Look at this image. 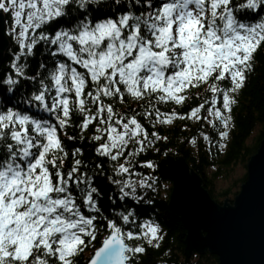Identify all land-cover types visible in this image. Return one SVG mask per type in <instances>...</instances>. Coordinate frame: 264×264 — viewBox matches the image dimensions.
Here are the masks:
<instances>
[{
  "label": "snow or ice",
  "instance_id": "snow-or-ice-1",
  "mask_svg": "<svg viewBox=\"0 0 264 264\" xmlns=\"http://www.w3.org/2000/svg\"><path fill=\"white\" fill-rule=\"evenodd\" d=\"M0 13L14 45L0 69V264H76L89 246L84 264H140L165 234L141 214L156 180L136 167L156 164L138 158L177 119H203L209 151L226 148L264 0H0ZM86 140L98 160L82 159ZM97 177L112 185L107 215Z\"/></svg>",
  "mask_w": 264,
  "mask_h": 264
},
{
  "label": "trees",
  "instance_id": "trees-1",
  "mask_svg": "<svg viewBox=\"0 0 264 264\" xmlns=\"http://www.w3.org/2000/svg\"><path fill=\"white\" fill-rule=\"evenodd\" d=\"M6 15L7 30L11 27L10 14ZM9 39V48L14 47L13 42ZM8 51L5 52L4 61L0 65V69L9 59ZM33 63H35L33 61ZM204 94L203 88L198 89ZM207 95H210L207 94ZM237 103L232 108L233 126L230 129L227 146L223 151H217L216 147H212L209 151V144L200 137L199 133H207L211 140L215 142L218 139L216 132L208 126L203 119L199 122L195 120H175L172 125L157 126L155 129L162 136H167L166 141H159L156 149L147 153H141L139 160H152L156 167L154 169L141 168L137 165L136 170L143 175L151 174L156 180V192L148 191L146 199H152L155 207L151 205H142V216L148 218L155 212L156 219L160 222L164 230V239L160 243V247H146L144 254H139L140 264H218V257L205 252L204 254L194 253L191 257L185 255V237L186 230L183 223L178 217L172 214L169 208V198L172 190V181L163 179L159 176L157 169L158 163L167 155L183 156L194 170L203 178L204 187L210 192L212 197L219 203L226 200L233 202L236 195L240 192L241 185L248 179L247 164L250 158L257 152L262 140L264 139V43L254 53V71L248 76L244 87L235 97ZM199 100H193L183 106L169 104L162 111H168L176 108L177 111L186 112L190 105L199 103ZM135 107V105H132ZM202 110L201 115H206ZM73 122L78 123L76 117ZM149 131H152L150 126ZM78 130L69 129L68 134L73 135ZM88 135H91V128ZM197 138L195 145L189 143L192 137ZM69 150L78 146L71 142L65 141ZM95 145L90 144L87 140L84 142L85 153L82 159L86 162L98 160L94 152L88 150ZM71 163V157L66 162ZM106 175L109 174L105 165ZM239 170L241 172L239 173ZM96 185L104 193V198L100 200L101 206L108 214V209L112 207L108 200V194L113 190L106 178L97 177ZM129 206L133 202L126 200ZM116 207H121L117 200ZM140 211L141 206H137ZM139 223V221H138ZM137 223V230H138ZM139 241H133L138 243ZM99 247L98 242H94ZM93 248L89 246L83 254L77 259L76 264H84V261L91 256Z\"/></svg>",
  "mask_w": 264,
  "mask_h": 264
},
{
  "label": "water",
  "instance_id": "water-1",
  "mask_svg": "<svg viewBox=\"0 0 264 264\" xmlns=\"http://www.w3.org/2000/svg\"><path fill=\"white\" fill-rule=\"evenodd\" d=\"M0 30L6 33L3 13ZM8 48V38L7 48L0 41V65ZM158 172L173 183L169 208L186 230L187 257L209 252L219 264H264V139L248 162V179L233 202L212 198L200 174L182 156L167 155Z\"/></svg>",
  "mask_w": 264,
  "mask_h": 264
},
{
  "label": "bare ground",
  "instance_id": "bare-ground-1",
  "mask_svg": "<svg viewBox=\"0 0 264 264\" xmlns=\"http://www.w3.org/2000/svg\"><path fill=\"white\" fill-rule=\"evenodd\" d=\"M167 157V156H166ZM165 157V158H166ZM174 157H175V155H174ZM176 157H181L180 155H177ZM183 157V156H182ZM186 160V159H185ZM189 164V163H188ZM190 165V164H189ZM191 167V166H190ZM192 168V167H191ZM158 169H159V163H158ZM158 169H157V172H158ZM194 169V168H193ZM158 174H159V172H158ZM199 174V173H198ZM159 176H160V174H159ZM201 176V175H200ZM161 177V176H160ZM202 177V176H201ZM162 178V177H161ZM163 179H165V178H163ZM203 179V178H202ZM173 184V183H172ZM172 191V190H171ZM209 192V191H208ZM210 193V192H209ZM211 195V194H210ZM212 196V195H211ZM213 198V197H212ZM185 252V251H184ZM196 253V252H195ZM186 255V254H185ZM218 264H219V262H218Z\"/></svg>",
  "mask_w": 264,
  "mask_h": 264
},
{
  "label": "rangeland",
  "instance_id": "rangeland-1",
  "mask_svg": "<svg viewBox=\"0 0 264 264\" xmlns=\"http://www.w3.org/2000/svg\"><path fill=\"white\" fill-rule=\"evenodd\" d=\"M248 165V164H247ZM241 172V170H239V173Z\"/></svg>",
  "mask_w": 264,
  "mask_h": 264
}]
</instances>
